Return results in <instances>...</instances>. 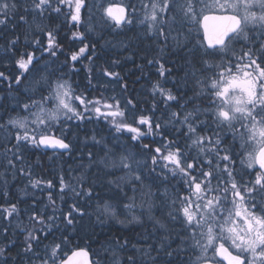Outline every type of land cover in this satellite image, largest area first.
<instances>
[{
  "label": "snow or ice",
  "instance_id": "1",
  "mask_svg": "<svg viewBox=\"0 0 264 264\" xmlns=\"http://www.w3.org/2000/svg\"><path fill=\"white\" fill-rule=\"evenodd\" d=\"M66 27L70 54L59 39ZM0 32V84L9 93L0 103L3 264H264V0H0ZM105 35L114 55L97 73L94 55ZM141 53L143 67L160 78L151 85V109L110 70L119 57ZM83 59L90 66L80 88L64 68L76 73ZM93 121L111 130V140L91 137L103 155L89 151L85 164L79 154L76 169L61 168L54 193L57 184L36 174L32 156L71 157L69 137L79 140L73 129ZM11 181L25 182L28 209L11 202ZM69 194L65 211L57 196L63 205ZM24 215L29 224L19 228L17 245L10 226ZM85 217L101 229L91 241L95 253L73 245ZM113 221L144 233L104 232Z\"/></svg>",
  "mask_w": 264,
  "mask_h": 264
},
{
  "label": "trees",
  "instance_id": "2",
  "mask_svg": "<svg viewBox=\"0 0 264 264\" xmlns=\"http://www.w3.org/2000/svg\"><path fill=\"white\" fill-rule=\"evenodd\" d=\"M115 1L118 0H113V2ZM62 22H63V18H61V23ZM44 23L46 24L47 21H45ZM58 26L59 25H54L53 27H58ZM8 27L11 28V25H9ZM72 30L74 31L75 29ZM20 31L23 32L25 31V29L21 28ZM127 35L131 37L132 33L129 32ZM69 36H71V31H69L67 27L61 30L59 39H60V43L64 46L65 54H70L68 53L69 44H68V40L66 39V37ZM97 36L98 34H95L92 39L95 40ZM112 39L113 37L111 35H105L104 40H100L99 43L97 44V50L94 55V64L97 73L102 71L104 67L111 64V57L114 55V52L108 50L106 42ZM116 39L118 40L124 39V37H116ZM4 43H5L4 32H0V56L4 55ZM80 46L81 45L79 44V42H77L75 45L72 46V49L78 50ZM135 46L136 45H134V47ZM138 46L141 48H145L147 47V42L138 43ZM86 55H92V53L88 52L86 53ZM126 55L127 54H125V56ZM141 55L142 53L131 60L126 59L125 56H121L119 57L120 64L112 65L110 70L120 73V76L122 77L121 83L127 81L129 91L138 100L146 102V104L144 103L141 104L142 109L145 107H147V109H151L152 106V99L150 97L151 85L153 82H155L160 78L158 77L156 68L146 69L143 67V64L145 62L141 60L140 58ZM64 59H65V55L60 54L58 63H63ZM71 63L72 62L69 61V64ZM5 66H6L5 62L0 61V70H5ZM86 66H90L89 61L87 59H83L76 65L77 69H79V71L76 73L70 72L69 68H64V72L68 74L66 78L70 79L74 84L80 85V88H83L87 83V77H88V73L85 70ZM7 71L8 72L13 71L11 65L7 66ZM148 73H150V75ZM97 79H99V76H97ZM108 87L109 89L116 88L117 93H119V86L116 83H111L108 85ZM109 94L111 93L109 92ZM8 95L9 93L7 91V83L0 84V103L6 102L5 98ZM12 95H15V93H12ZM157 99H159V97H157ZM175 110H176L175 106L168 109L169 113ZM0 114L3 113L0 112ZM144 114L147 115L149 114V112L145 111ZM160 115H161L160 112L156 113L157 117H159ZM110 132H111L110 128L103 121H93L91 123L85 122L83 125H81L80 129H75V128L73 129L74 135L78 136L79 140L74 139L73 136L69 137V139L72 140V142L75 144V150L71 157L65 156L63 158H60L58 156H54L53 153L49 151L48 155H44V156H40L39 154H34L30 162L36 165L35 172L37 175H39L41 172H44L45 179H52L55 181L57 187L54 188L52 191L54 193H58L59 191L58 178L61 168H63L65 171H68L70 166L72 169H76L77 165L80 162L79 154L81 153L83 154V160L85 164H87V153L89 151L97 153L98 154L97 158H99V156L103 155V153L99 151V146H93L91 137L93 135H97V138H104L111 140ZM129 135L130 134L128 133H124L123 135H121V141L123 142L125 138L128 137ZM86 136L88 139L85 142ZM2 138H3V134L0 133V139ZM130 149L135 150L132 149L131 145H130ZM50 157L52 158L50 159ZM2 171L3 170L0 169V172ZM75 174L76 173L73 172V175ZM24 184L25 182L11 181L8 185V188L11 190V197H10L11 202L15 203L17 202V200L25 201L24 203L20 204V209L22 211L28 209L29 205L31 204V195L30 193L28 195L25 194ZM3 190H4L3 184L0 183V192H2ZM100 194L105 197L110 195L107 189L101 190ZM66 200L67 203L60 205L59 198L57 196L58 205L60 207H63L65 211L67 210L68 205L72 203L71 194H69V196L66 197ZM96 203L97 201L93 200L91 202V207H86V211L92 212L96 206ZM7 204H8L7 200L0 198V205L7 206ZM134 211L138 212L139 210H134ZM117 212L119 219H124L127 215V213L123 209L122 204L117 205ZM92 219L94 220L95 217L93 216ZM18 222H19V226H17ZM28 224L29 222L27 220L26 215L18 217L17 220H13L10 226L9 240L12 242H16L18 245L19 242L24 239V236L19 232V228L25 227ZM78 227H79V231L73 235V245H79L80 247L90 248V251L93 253L100 251L99 245L91 241L96 235L100 233L101 229L97 228L96 231L94 232L92 227L89 226L88 217H85L83 221V226H78ZM103 231L110 232L113 235H124L129 239H138L139 237L137 236V233H144L143 228L136 227L133 229L132 226L122 227L120 224L116 223L115 221L106 225ZM4 244L5 241L3 237H0V246H3ZM18 250H19L18 247H13L10 254L14 255ZM71 250L72 249L69 248L68 253ZM92 258L94 259L95 257ZM3 262H4V258L0 257V264H3Z\"/></svg>",
  "mask_w": 264,
  "mask_h": 264
},
{
  "label": "water",
  "instance_id": "3",
  "mask_svg": "<svg viewBox=\"0 0 264 264\" xmlns=\"http://www.w3.org/2000/svg\"><path fill=\"white\" fill-rule=\"evenodd\" d=\"M116 3H118V2H116ZM71 254V252L70 253H68V255H70Z\"/></svg>",
  "mask_w": 264,
  "mask_h": 264
},
{
  "label": "rangeland",
  "instance_id": "4",
  "mask_svg": "<svg viewBox=\"0 0 264 264\" xmlns=\"http://www.w3.org/2000/svg\"><path fill=\"white\" fill-rule=\"evenodd\" d=\"M115 2H119V0L118 1H115Z\"/></svg>",
  "mask_w": 264,
  "mask_h": 264
},
{
  "label": "bare ground",
  "instance_id": "5",
  "mask_svg": "<svg viewBox=\"0 0 264 264\" xmlns=\"http://www.w3.org/2000/svg\"><path fill=\"white\" fill-rule=\"evenodd\" d=\"M70 252H71V251H70ZM70 252H69V253H70ZM67 254H68V253H67Z\"/></svg>",
  "mask_w": 264,
  "mask_h": 264
}]
</instances>
